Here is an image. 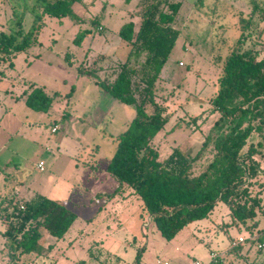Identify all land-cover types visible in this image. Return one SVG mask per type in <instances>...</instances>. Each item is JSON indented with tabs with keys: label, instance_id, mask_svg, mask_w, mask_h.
<instances>
[{
	"label": "rangeland",
	"instance_id": "1",
	"mask_svg": "<svg viewBox=\"0 0 264 264\" xmlns=\"http://www.w3.org/2000/svg\"><path fill=\"white\" fill-rule=\"evenodd\" d=\"M54 1L0 0V33L13 34L17 23L28 32L41 16L43 23L36 43L16 54L11 67L0 64V202L45 196L65 206L75 221L62 238L42 229L35 254L10 261L0 218V264H209L211 254L222 264H264V148L257 147L254 156L261 175L247 188L259 204L255 219L234 225L227 206L217 203L206 219L171 240L162 238L138 197L124 186L117 190L119 182L107 172L117 138L135 112L99 83L127 56L118 32L129 22L138 29L140 0H78L72 6L78 20L43 15L44 6ZM177 1L181 5L172 27L179 37L155 90L169 117L153 139L160 161L174 148L192 158L217 134L213 127L219 113L209 101L217 93L223 59L240 35L241 19L264 8V0ZM84 31L90 32L74 42ZM250 35L247 46L255 42L262 57L264 23L257 22ZM81 67L95 70L80 73ZM33 88L51 98L47 112L25 105ZM54 125L59 130L52 133ZM259 141L252 134L247 144ZM213 154L210 143L192 164L194 175ZM41 160L44 171L38 169ZM254 235L259 240L231 249L239 237Z\"/></svg>",
	"mask_w": 264,
	"mask_h": 264
},
{
	"label": "trees",
	"instance_id": "2",
	"mask_svg": "<svg viewBox=\"0 0 264 264\" xmlns=\"http://www.w3.org/2000/svg\"><path fill=\"white\" fill-rule=\"evenodd\" d=\"M77 1L55 0L44 6L42 14L76 19L72 6ZM180 5L177 0H140L138 29L129 22L118 32L129 49L127 56L112 68L108 79L99 83L103 90L135 112L117 138L107 172L119 182L117 190L124 186L138 197L143 211L165 240L206 219L217 203L227 206L228 218H232L234 225H245L246 221L255 219L259 204L248 197L247 188L261 175L254 156L259 153L257 147L264 148V55L260 57L255 42L247 46L250 31L257 22L264 23V8H260L258 15L241 19L240 35L223 59L217 93L209 101L212 111L219 113L213 127L217 134L213 138L209 136L192 158L174 148L164 160H159L153 139L169 117L166 108L156 100L155 90L179 37L172 24ZM255 16L259 19L256 22ZM41 19L42 16L37 17L38 24L28 32L17 23L13 34L0 33V64L8 63L11 67L16 54L36 43L43 25ZM89 32L84 31L74 42ZM93 70L81 67L79 71ZM25 105L33 111L47 112L51 98L40 88H33ZM252 134L260 139L256 145L247 144ZM210 143L213 158L202 172L194 175L192 164ZM0 209V218L6 225L2 233L6 239L3 250L10 261L35 254L42 229L52 237L62 238L75 221V215L65 206L41 195L22 203L0 202ZM210 264L222 263L218 260Z\"/></svg>",
	"mask_w": 264,
	"mask_h": 264
},
{
	"label": "built area",
	"instance_id": "3",
	"mask_svg": "<svg viewBox=\"0 0 264 264\" xmlns=\"http://www.w3.org/2000/svg\"><path fill=\"white\" fill-rule=\"evenodd\" d=\"M57 130H58V128H57L56 126H54V127L52 128L51 131H52V133H55ZM43 165H44V161H40V163L38 164V169H39L40 171H44ZM257 238H258V236L254 235V236L249 237V238H247V239H248V240H252V241H257ZM245 241H246L245 238H241V237H239L238 240H237L236 242H233V243L231 244V248H234V247H236L237 245L244 243ZM257 248H258V249H261V248H262V245L259 244V245L257 246ZM210 259H211V262H212V263H215V262L218 261V255H217V254H211V255H210ZM164 264H166V263H164ZM192 264H203V263H202L201 261H199V260H195V261H193ZM209 264H210V263H209Z\"/></svg>",
	"mask_w": 264,
	"mask_h": 264
},
{
	"label": "crops",
	"instance_id": "4",
	"mask_svg": "<svg viewBox=\"0 0 264 264\" xmlns=\"http://www.w3.org/2000/svg\"><path fill=\"white\" fill-rule=\"evenodd\" d=\"M81 14H82V13H81ZM99 29L101 30V28H99ZM135 30H136V29H135ZM102 57H103V56H102ZM54 126H56V127L58 128V130H59V126H58V125H54ZM54 126H53V127H54ZM58 130H57V131H58ZM57 131H56V132H57ZM51 132H52V131H51ZM41 161H43V160H41Z\"/></svg>",
	"mask_w": 264,
	"mask_h": 264
}]
</instances>
